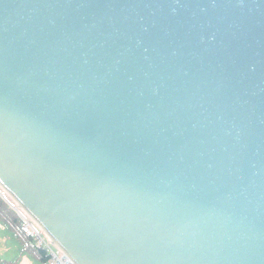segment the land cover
I'll list each match as a JSON object with an SVG mask.
<instances>
[{"label": "water", "instance_id": "1", "mask_svg": "<svg viewBox=\"0 0 264 264\" xmlns=\"http://www.w3.org/2000/svg\"><path fill=\"white\" fill-rule=\"evenodd\" d=\"M0 185L75 264H264V0H0Z\"/></svg>", "mask_w": 264, "mask_h": 264}, {"label": "trees", "instance_id": "2", "mask_svg": "<svg viewBox=\"0 0 264 264\" xmlns=\"http://www.w3.org/2000/svg\"><path fill=\"white\" fill-rule=\"evenodd\" d=\"M16 202L6 197V195L0 194V221L7 227L21 243L24 251L30 254L35 259L41 261L44 264L50 263L52 256L50 250L42 245H38L36 239L29 236L24 231L25 220L20 213L14 209L13 206ZM0 264H17L16 262L3 261L0 258Z\"/></svg>", "mask_w": 264, "mask_h": 264}, {"label": "rangeland", "instance_id": "3", "mask_svg": "<svg viewBox=\"0 0 264 264\" xmlns=\"http://www.w3.org/2000/svg\"><path fill=\"white\" fill-rule=\"evenodd\" d=\"M0 194L14 200L0 185ZM15 201V200H14ZM34 221V220H33ZM37 225V223L34 222ZM40 228V227H39ZM56 248V245H54ZM0 258L3 261L16 262L17 264H44L26 253L21 243L16 239L14 234L5 227L0 221ZM51 264V263H48Z\"/></svg>", "mask_w": 264, "mask_h": 264}, {"label": "built area", "instance_id": "4", "mask_svg": "<svg viewBox=\"0 0 264 264\" xmlns=\"http://www.w3.org/2000/svg\"><path fill=\"white\" fill-rule=\"evenodd\" d=\"M16 209L18 213L21 214L23 219L25 220L24 231L29 235L36 239L38 245L46 246L50 250V254L52 259L50 261L51 264H75L74 261L63 251H61L57 246L54 247V242L51 238L42 230L37 227L31 218V216L25 212L22 207L16 203L15 205H11ZM36 223V222H35Z\"/></svg>", "mask_w": 264, "mask_h": 264}, {"label": "bare ground", "instance_id": "5", "mask_svg": "<svg viewBox=\"0 0 264 264\" xmlns=\"http://www.w3.org/2000/svg\"><path fill=\"white\" fill-rule=\"evenodd\" d=\"M23 209V208H22ZM24 210V209H23ZM25 211V210H24ZM26 212V211H25ZM70 257V256H69ZM73 261V260H72Z\"/></svg>", "mask_w": 264, "mask_h": 264}]
</instances>
